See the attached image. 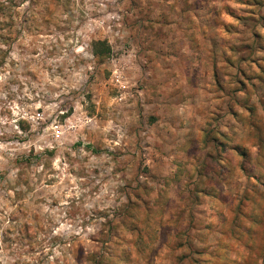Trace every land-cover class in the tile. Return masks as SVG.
I'll use <instances>...</instances> for the list:
<instances>
[{"label":"rangeland","instance_id":"rangeland-1","mask_svg":"<svg viewBox=\"0 0 264 264\" xmlns=\"http://www.w3.org/2000/svg\"><path fill=\"white\" fill-rule=\"evenodd\" d=\"M0 264H264V0H0Z\"/></svg>","mask_w":264,"mask_h":264},{"label":"clouds","instance_id":"clouds-1","mask_svg":"<svg viewBox=\"0 0 264 264\" xmlns=\"http://www.w3.org/2000/svg\"><path fill=\"white\" fill-rule=\"evenodd\" d=\"M80 99L82 100L83 99V96H81Z\"/></svg>","mask_w":264,"mask_h":264}]
</instances>
